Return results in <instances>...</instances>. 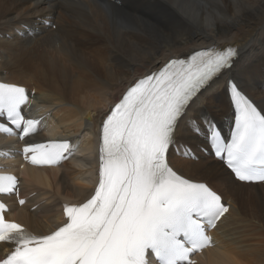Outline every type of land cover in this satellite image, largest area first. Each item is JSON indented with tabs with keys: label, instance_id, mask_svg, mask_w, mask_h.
Instances as JSON below:
<instances>
[{
	"label": "bare ground",
	"instance_id": "1",
	"mask_svg": "<svg viewBox=\"0 0 264 264\" xmlns=\"http://www.w3.org/2000/svg\"><path fill=\"white\" fill-rule=\"evenodd\" d=\"M228 47L239 53L235 65L181 118L179 147L170 148L168 162L182 178L211 186L230 206L214 233L217 249L205 251L197 264H264V184L235 181L210 155L205 133L208 121L223 127L233 122L229 79L264 115V0H0V81L34 91L54 135L87 136L71 164L25 170L27 185L38 188L27 192L34 197L26 212L12 218L37 235L55 231L65 205L93 193L89 175L95 172L99 181L93 156L104 111L170 59ZM197 125L199 134L193 132Z\"/></svg>",
	"mask_w": 264,
	"mask_h": 264
},
{
	"label": "snow or ice",
	"instance_id": "2",
	"mask_svg": "<svg viewBox=\"0 0 264 264\" xmlns=\"http://www.w3.org/2000/svg\"><path fill=\"white\" fill-rule=\"evenodd\" d=\"M238 55L232 47L198 50L131 87L102 124L98 187L85 203L65 205L63 226L34 235L8 221L0 204V242L10 247L0 264H192L191 255L211 243L205 227H215L228 208L205 184L178 175L168 154L178 150L176 133L190 105ZM230 92L236 109L231 140L225 143L211 121L208 140L237 180L264 182V115L235 84ZM27 103L25 88L0 83V118L14 126L0 123V133L18 129L23 140L36 131L39 121L22 114ZM69 150L61 142L23 152L33 165H53ZM17 183L0 175V194H18Z\"/></svg>",
	"mask_w": 264,
	"mask_h": 264
},
{
	"label": "rangeland",
	"instance_id": "3",
	"mask_svg": "<svg viewBox=\"0 0 264 264\" xmlns=\"http://www.w3.org/2000/svg\"><path fill=\"white\" fill-rule=\"evenodd\" d=\"M25 4V3H24ZM6 37H7V35H6ZM82 37H86V38H88L92 43H94V44H97V42L96 41H92L91 39H90V36H88V35H85V34H83V36ZM79 38V37H78ZM77 39V38H76ZM32 40H33V38H32ZM34 41V40H33ZM32 44H36L37 42L35 41V42H31ZM105 48V47H104ZM106 50V49H105ZM253 51H255V50H253ZM252 51V52H253ZM251 52V53H252ZM75 61H76V59H74ZM79 64V63H78ZM38 67H40V68H43L44 67V61H40L39 63H38ZM83 68L85 69V66H83ZM31 70H29V69H27L26 70V73H29ZM5 78H7V77H5ZM85 91H88V89H87V87H85ZM200 108H201V106H200ZM205 108V107H204ZM193 124V123H192ZM194 126V125H193ZM174 156H176V157H178L177 155H174Z\"/></svg>",
	"mask_w": 264,
	"mask_h": 264
}]
</instances>
